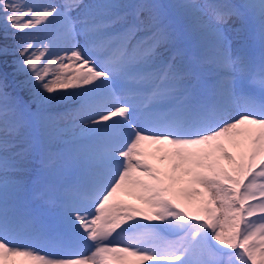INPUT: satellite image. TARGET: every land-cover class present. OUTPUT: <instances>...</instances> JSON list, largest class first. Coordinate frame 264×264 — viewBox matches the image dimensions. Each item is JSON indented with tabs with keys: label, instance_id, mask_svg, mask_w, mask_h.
I'll return each mask as SVG.
<instances>
[{
	"label": "snow or ice",
	"instance_id": "snow-or-ice-1",
	"mask_svg": "<svg viewBox=\"0 0 264 264\" xmlns=\"http://www.w3.org/2000/svg\"><path fill=\"white\" fill-rule=\"evenodd\" d=\"M0 264H264V0H0Z\"/></svg>",
	"mask_w": 264,
	"mask_h": 264
},
{
	"label": "rangeland",
	"instance_id": "rangeland-1",
	"mask_svg": "<svg viewBox=\"0 0 264 264\" xmlns=\"http://www.w3.org/2000/svg\"><path fill=\"white\" fill-rule=\"evenodd\" d=\"M122 199L126 200V201L129 202V203H136V201L131 200V199L128 198V197H122Z\"/></svg>",
	"mask_w": 264,
	"mask_h": 264
}]
</instances>
